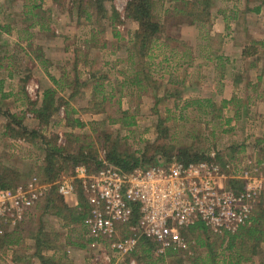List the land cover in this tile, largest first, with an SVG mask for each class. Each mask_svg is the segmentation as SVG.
Wrapping results in <instances>:
<instances>
[{
    "label": "rangeland",
    "instance_id": "obj_1",
    "mask_svg": "<svg viewBox=\"0 0 264 264\" xmlns=\"http://www.w3.org/2000/svg\"><path fill=\"white\" fill-rule=\"evenodd\" d=\"M127 1L102 0L100 9L95 0H0V83L3 82L0 87L6 90L0 92V177L5 174L7 179H14L12 189L33 178L52 187L46 199L30 210L23 223L0 230V264H16L17 260L19 264H40L36 257L38 251L45 258L59 260L60 264H175L178 261L213 264V253L217 254V264L238 262L239 241L236 254L222 253L226 244L220 245L221 236L198 230L187 235L188 242L185 241L186 247L180 254L164 260L155 251L146 253L144 244L131 256L116 257L104 244L90 246L84 224L69 221L71 216L65 207L71 211L72 202L66 203L57 192L53 193V186L61 176H71L69 158L79 151L89 162L84 166L94 170L97 166L94 162L105 160L114 148L117 154L136 158L151 144L172 150L168 152L171 156L178 148L186 147L219 165L243 168L263 180L264 192V113L260 104L264 102L242 97L250 93L253 83L252 91L264 92V82L255 84L257 76L264 78V16L259 23L263 29L256 35L257 40L250 41L244 51V62H215L212 66L208 62L211 56L201 48L210 45L205 34H209L215 22L212 17L223 16V23L218 24L224 28L241 27V22H235L232 17L239 16L242 0H210L209 19L201 15L200 23H191L194 17L188 13L194 12L191 5L194 0H152V17L160 22V32L142 50L134 37L138 26L126 17ZM247 2L251 8L264 5V0ZM91 26L101 33L95 35V40L90 42L89 38V42L81 44L87 38L84 34L90 36L82 27ZM73 27H79L81 33H73L77 31ZM181 27H193L196 32L182 36L177 33ZM34 29L46 31L34 34ZM56 33L69 49L70 55L65 59L52 58L46 47ZM102 45L106 47L101 48ZM91 48L97 50L90 52ZM172 49L180 53L187 50L186 58L181 60ZM89 58L97 62L95 69L94 66L83 69L87 68ZM32 62L38 66L29 70ZM64 62L68 66H63ZM127 62H137V67L136 63L130 67L131 72L144 71V64L163 63L161 68H151V78L141 84L145 90L140 91L136 86L128 87ZM176 62L177 65L195 62L183 84L176 83L175 78L179 79L176 72H181L175 67ZM105 63L108 66L101 65ZM111 64L116 69L112 70ZM117 73L125 78L123 88L112 85L111 92L107 87L95 90L90 82L94 78L93 81L107 86L106 79H117ZM222 73L225 77L219 78ZM159 74L165 76L159 78ZM7 75L12 77V82L5 79ZM62 76L68 77L64 84L51 83L50 77L62 79ZM230 78L234 82L228 81ZM6 86L13 91L12 95L2 97L10 92ZM47 90L55 92L57 111L44 124L35 119L31 110L40 107ZM205 100L213 106L206 107L201 103ZM195 102L199 103L195 105ZM187 103L190 106L185 108ZM16 120L20 121L19 126L15 125ZM75 120L83 127H76ZM131 122L133 126H127ZM162 127L167 128L164 137L159 135ZM22 128L27 132L16 135ZM30 132L37 137L33 138ZM55 146L67 157V160L56 157L58 167L62 166V160L70 164L67 171L59 170L61 174L56 181L48 183L41 169L45 151ZM262 210L264 203L257 208L256 202L251 218L260 216ZM120 235L126 232L121 231ZM243 243L245 247L240 255L249 260H240V264H264V243L259 244L256 254L248 249L246 240Z\"/></svg>",
    "mask_w": 264,
    "mask_h": 264
},
{
    "label": "built area",
    "instance_id": "obj_2",
    "mask_svg": "<svg viewBox=\"0 0 264 264\" xmlns=\"http://www.w3.org/2000/svg\"><path fill=\"white\" fill-rule=\"evenodd\" d=\"M101 164L94 170L75 167L71 176L56 182V192L76 207L78 183L88 204L84 228L90 246L104 244L119 258L133 255L142 239L155 244L158 256L181 250L186 247L182 229L197 223L213 235H234L250 223L263 189L254 173L214 161L184 164L157 156L151 165L130 172L106 160ZM51 189L35 178L0 188V230L23 223Z\"/></svg>",
    "mask_w": 264,
    "mask_h": 264
},
{
    "label": "trees",
    "instance_id": "obj_3",
    "mask_svg": "<svg viewBox=\"0 0 264 264\" xmlns=\"http://www.w3.org/2000/svg\"><path fill=\"white\" fill-rule=\"evenodd\" d=\"M102 0H95V3L98 4L99 8L102 9L101 5ZM210 0H194L192 2V6L195 8L194 12H188L192 19L191 23H200L202 22L201 20V15H205L209 19V14H208V9L210 8ZM37 7V6H36ZM35 7V8H36ZM184 9V8H183ZM190 9V8H189ZM207 10V11H206ZM152 11H153V2L152 0H128L126 3L125 7V12H126V17L134 21L138 29L135 33V42L141 46L140 49H144L149 43H151L152 39H155L159 32H160V22L156 21L152 17ZM183 11V10H182ZM181 13V12H180ZM194 15V16H192ZM40 25V24H39ZM40 27H42L40 25ZM134 42V43H135ZM147 44V45H146ZM136 45V44H135ZM137 46V45H136ZM138 47V46H137ZM144 51V50H143ZM244 55V52H243ZM55 92L53 90H47L42 98V102L39 108L32 109L31 112L35 119H37L41 123H47L51 115L57 111V107L55 105ZM199 102H195V105ZM201 103H205L206 107L210 106V101L205 100L202 101ZM231 101L229 102V104ZM190 106L189 103L185 105V108H188ZM213 105L211 104V107ZM237 115V112H236ZM230 122V121H227ZM75 126L78 128L83 127V124L80 121L75 120ZM161 123H159L160 125ZM17 126L20 125V121L16 120ZM159 125H157V129L160 128ZM127 126H133V123L127 124ZM8 129V127H7ZM163 130L159 132V135L161 137H164L166 134V127H162ZM13 132V130H10ZM27 130L25 128L21 129L20 131L16 132V135H22L23 133L25 134ZM158 132V131H157ZM33 138L37 137L36 133L30 132ZM13 138H16V136H12ZM172 150L166 149L165 146H159V145H149L145 148V150L140 154V157H136L133 155H122L120 153H116V148L112 149L110 152L107 153L105 160L120 168L121 170L125 172H130L136 167L140 166H148L151 165L154 161L157 155L161 154V156L166 159L167 161L171 160L172 158H176L177 161L182 162L184 164L188 163H197V162H209L210 159L206 158L202 154L193 152L192 149L182 147L178 148L176 154L171 156L170 153ZM149 153H151L149 155ZM62 157L63 159L67 160L66 156H63V151L61 148L58 147H53L50 150L45 151V158L43 161V167L41 169L42 174L44 177H47V182L52 183L58 179L60 176V171H64L68 169V165L70 163H67V161H63L62 166L58 167V159L56 157ZM88 157L91 156V154L87 155ZM86 156L82 151H79L76 156H71L69 158L72 162L70 165V170H71V175L73 174V171L77 165H87L89 162L85 159ZM97 166L96 169H99L101 167V162L95 161L94 162ZM14 175V174H13ZM11 175V176H13ZM8 176L6 177L5 174H2L0 177V188L2 189H12L13 187V182L12 180L7 179ZM12 178V177H11ZM75 189H76V194L78 197V206L74 207L71 211L68 210V208L65 207V209L69 212L70 216L69 221L70 223H76V224H84V220L87 216L88 213V206L86 204V200L84 199L82 190L80 186L78 185L77 182H75ZM263 192V191H262ZM53 193H56V186H53ZM52 193V194H53ZM51 194V195H52ZM264 192L260 195L257 201V208H261L262 204L264 203ZM49 198V197H48ZM60 198V197H59ZM49 200V199H47ZM262 213L260 216H256L251 218L250 223L241 229L238 230V232L234 235H224L221 236L222 241L221 244L223 243L226 244L225 248L223 249L222 253H237L238 250L236 251L235 248L237 246V241H239V252L237 254L238 262L236 264H240V260L247 261L249 258H243L240 254L243 252V242L244 240L247 241L250 246L248 249L251 250L252 254H256V251L258 250V246L260 243H264V210L261 211ZM69 216V215H68ZM135 220L133 219V222ZM196 230L205 233L208 232L207 229L200 223H197L195 225L189 226L187 228L182 229L181 235L184 238V240L187 239V235L189 233H194ZM188 242V241H186ZM246 243V242H245ZM144 246L146 247L145 252L146 253H151L155 251V244L151 242L150 240H140L138 247L139 246ZM181 250L177 249H169L167 250L164 254L158 256L164 260V257H170L173 255L180 254ZM38 251L36 253V257L38 258L40 264H60L59 260H55L54 258H45L44 256L41 255ZM211 254V253H210ZM214 259H212L213 264H217V261L215 259L217 254H211ZM175 264H180V261L176 262Z\"/></svg>",
    "mask_w": 264,
    "mask_h": 264
},
{
    "label": "crops",
    "instance_id": "obj_4",
    "mask_svg": "<svg viewBox=\"0 0 264 264\" xmlns=\"http://www.w3.org/2000/svg\"><path fill=\"white\" fill-rule=\"evenodd\" d=\"M249 0H242V2L240 3V10H239V16H237L236 14H234V16L232 17L233 20H235V22H241V27H236L237 29H235V27L233 28H227V27H223L221 25H219L218 23L221 22L223 23V21L221 19H223V16H219V15H215L213 16V20H215V22H213V26L210 28V32L209 34L206 33L205 35L208 37L209 40V44H207L206 46L201 47L202 49H205L207 51V53L211 56L208 59V62L212 63V66H215V62H229V64L232 63H237L238 60H241V63L244 62V58H243V52L247 49V47H249L250 43L252 42V40L256 41V35L258 33L261 32L262 28V24L259 27V23L261 20H263L261 17H263V11H264V5H258L255 8H251L249 7V3L247 2ZM248 4V5H247ZM53 13H55L54 9H53ZM225 21V20H224ZM83 29H87L90 33V36H87L86 34H84V36H86L87 38H84V40L81 42V44L89 42V38H91L93 40V38H95L96 34H100L101 32L98 31L97 28H92L88 27V28H84ZM73 29H77L76 27H73ZM97 29V30H96ZM137 29V27L135 28V30ZM72 30V29H71ZM40 31L45 32L46 30L44 29H40ZM39 30H35L33 31V33L37 32V34H40ZM177 33H180L182 36L189 34L190 32H193V34L196 32L195 28L191 27H181L177 30ZM34 33V34H35ZM76 35H79L81 33L80 28L78 27L77 31L73 32ZM58 33H56L57 35ZM42 35V34H41ZM74 35V34H73ZM74 37V36H73ZM76 41H79V38H75ZM213 40V43H212ZM251 41V42H250ZM18 42V40H17ZM46 47H49V51L52 55V58H60L61 59H65V57H68L70 55L69 49H66L63 41H61L59 39V36H55L52 39L48 40ZM106 45H102L101 48H105ZM188 49V48H187ZM93 50H97L94 48L90 49V52H92ZM171 52L179 55L180 58H182L181 60H184V58H186L187 55V50H183L181 53L178 52V50L174 49L171 50ZM180 53V54H179ZM91 54V53H90ZM112 55H114L113 52H111ZM49 57H47L48 59ZM92 59V58H91ZM90 60V58H89ZM69 61V60H66ZM63 63V62H61ZM115 63V62H114ZM126 63V62H123ZM128 63V67H129V72L127 73V84L128 87H133L136 86L138 90L140 91H144L145 88L141 87L144 85V81L148 79H150L151 77H149V73L152 74L153 70H151V68H161L162 67V63L163 62H153L152 64H144V71L142 70H135L133 72L130 67H133L132 65H134L135 63V67H137V62H127ZM151 63V62H149ZM195 62H179L177 65V62L175 64V67L179 68V70L181 72H176V75L178 78L176 79V83L178 84H183L184 81L187 78V75H190V67H193ZM33 62L31 63V65H29V70H33L34 68H36L38 65H32ZM86 67L87 68H83V69H91L94 66L95 69V64H97V62H92V60H90L89 62H86ZM102 66L106 67L108 66V64H101ZM165 65H167V63H165ZM63 66H68V64L66 62H64ZM147 66L149 68H147ZM152 66V67H151ZM252 66V65H251ZM167 67V66H166ZM171 67V66H170ZM197 67H202L201 65H198ZM253 67V66H252ZM116 69V67H114V65L111 64V69ZM108 71H110L111 69L107 68ZM28 70V71H29ZM160 70V69H159ZM183 70V71H182ZM243 71V70H242ZM118 75H115L117 77L116 78H112L114 80H110V79H106V85L107 86H103L102 82L97 83L96 81H93L94 78H92L90 80L91 83H93V88L96 90L97 88H102V87H112L117 85V86H121L123 88L124 86V81L125 78H120V76H122V74L117 73ZM120 74V75H119ZM143 74V76H142ZM197 74V73H196ZM239 74V73H237ZM31 75L32 72H31ZM159 78H162V76H165L163 74H159L158 75ZM33 76H31L32 78ZM62 79H57V78H52L50 77L51 83L58 85L59 83L64 84L66 81H68V77L67 76H62ZM114 77V76H113ZM123 77V76H122ZM224 78L225 76H223V73L221 75H219V78ZM263 77V76H262ZM260 76H257L255 79V84H260L262 82H264V78H262ZM28 78V76H27ZM8 82H12V77L10 75H7L6 78ZM209 79V76L208 78ZM213 81V80H212ZM231 83L234 82V78H230ZM3 82L0 83V85H2ZM5 84V83H4ZM254 83L251 85V87H249L250 93L249 94H245L242 95V97L244 98V100H258V102L260 100H262L261 102H264V92H255L252 91L254 87ZM6 88L10 91L8 92L5 96L2 97H9L10 95H12L11 93L13 92L9 86H6ZM119 88V87H118ZM121 90V88H119ZM109 92L112 91V88H109ZM6 92V90H2V88L0 87V92ZM106 92V91H105ZM137 92V91H136ZM19 93V91H18ZM250 95V96H249ZM18 97V94H17ZM232 97V96H231ZM241 97V98H242ZM240 98V99H241ZM226 100H229V98H225ZM263 104V113H264V103H260ZM15 264V263H14ZM19 264V261L17 260V263Z\"/></svg>",
    "mask_w": 264,
    "mask_h": 264
}]
</instances>
